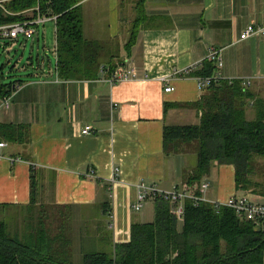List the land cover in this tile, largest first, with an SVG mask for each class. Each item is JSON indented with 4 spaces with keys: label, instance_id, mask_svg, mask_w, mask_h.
I'll return each instance as SVG.
<instances>
[{
    "label": "crops",
    "instance_id": "obj_1",
    "mask_svg": "<svg viewBox=\"0 0 264 264\" xmlns=\"http://www.w3.org/2000/svg\"><path fill=\"white\" fill-rule=\"evenodd\" d=\"M146 11L154 18L153 27L139 33L129 52L130 28L122 35L117 16L103 41L84 30L87 41L104 47L107 67L110 62L118 67L134 64L137 80L112 84L104 74L90 81L63 80L56 55L54 64L47 57L22 81L9 109L0 110V130H28L27 142H7L0 158V206H7L14 217L34 207V174L36 208L71 212L82 239L84 221L97 223V238H102L101 220L108 221L110 254L130 241L133 224L154 220L157 199L150 198L141 212L133 209L140 184L171 192L182 187L184 170L197 166L195 154L165 155L163 131L200 123L188 105L203 95L196 74L209 49L221 51L223 60L214 75L221 73L223 81L249 80L251 90L264 95V37L240 40L249 26L264 28V0H148ZM36 35L37 42L43 38L45 43V33ZM190 67L195 68L189 77L174 75ZM167 87L174 91L166 93ZM166 105L182 107L166 111ZM249 113L253 119L254 112ZM87 127L92 136L83 135ZM204 182L210 186L203 196L207 202L225 203L238 194L233 166L214 168Z\"/></svg>",
    "mask_w": 264,
    "mask_h": 264
},
{
    "label": "trees",
    "instance_id": "obj_2",
    "mask_svg": "<svg viewBox=\"0 0 264 264\" xmlns=\"http://www.w3.org/2000/svg\"><path fill=\"white\" fill-rule=\"evenodd\" d=\"M84 1L14 0L5 5L10 15L0 8V25L36 18L34 9L39 5L42 15L58 17L59 77L67 81H90L104 74L111 78L118 65L110 62L107 67L102 61L104 47L84 37ZM147 2H135V17L125 45L128 52L139 33L153 27L154 18L147 14ZM215 70V65L206 61L196 75L212 77ZM2 78L0 73V98L11 96L23 83L4 84ZM180 107L166 105L165 110ZM188 107L198 113V125L166 126L163 131L166 156L197 155V166L183 172L182 187L201 196L199 189L211 171L229 165L235 168L236 196H247L256 202L258 198L264 199V95L245 89L239 81L232 84L221 81L204 89L200 100ZM249 111L254 112L253 119L248 118ZM0 136L6 142L24 144L28 130L24 126H5ZM35 201L33 174L31 204L34 207L14 217L6 214L7 206H0V264H264V231L242 221L234 210L210 202L186 201L184 216L179 218L163 200L156 201L152 222L132 225L128 243L116 245L112 254L83 253L79 261L64 229L52 235L42 216L37 227L28 226L31 215L38 212ZM46 210L39 209L41 213ZM70 216L73 218V214Z\"/></svg>",
    "mask_w": 264,
    "mask_h": 264
},
{
    "label": "rangeland",
    "instance_id": "obj_3",
    "mask_svg": "<svg viewBox=\"0 0 264 264\" xmlns=\"http://www.w3.org/2000/svg\"><path fill=\"white\" fill-rule=\"evenodd\" d=\"M135 0H85L82 3V12L84 17V30L88 34V37L98 38L100 41L106 39L111 25L115 22L116 16L121 20L119 30L123 33H127L130 28V19L135 17L133 5ZM130 18V19H129ZM41 35L46 34L45 43L41 38L40 43L37 42V35L30 38L20 36L16 42L0 41V73H2V82L9 84L13 82L26 81L31 78L37 67L47 61V57H50L54 62L56 57V25L54 22H48L45 26L39 27ZM46 46V50L44 47ZM47 51V52H45ZM250 113L248 115L249 118ZM195 162L197 161V155H193ZM38 210L33 213L28 221L29 227H37L41 216L44 217V223L46 229L51 232L52 235L60 234L61 229L65 230V234L69 237L73 243L75 258L81 261L83 253H106L110 254V232L109 223L106 220H101L100 225L102 228L100 236L97 238L94 234L93 226L97 223L91 221H84L85 226V238L78 237V229L73 220L72 213L65 210H59L58 208L44 211ZM6 214L12 215L13 212H7ZM44 214V215H43ZM63 214H65L63 216ZM46 215V216H45ZM70 220L66 221L68 217ZM65 219L63 220V218ZM66 221V222H65ZM15 224V223H14ZM14 226H17L16 224ZM24 231V229H22ZM79 238V240H78ZM82 239V241H81ZM80 242V247H79ZM80 248V252H79Z\"/></svg>",
    "mask_w": 264,
    "mask_h": 264
},
{
    "label": "built area",
    "instance_id": "obj_4",
    "mask_svg": "<svg viewBox=\"0 0 264 264\" xmlns=\"http://www.w3.org/2000/svg\"><path fill=\"white\" fill-rule=\"evenodd\" d=\"M12 1L14 0H0V8L6 11L5 5ZM34 12H36L37 15L36 18L32 20L7 25H0V41L16 42L19 40L20 36H23L25 38L34 37L39 31V27L45 26L48 22H54L55 24L57 23L58 17H47L42 15L39 5L34 9ZM6 13L10 15V13H8L7 11ZM259 35L264 37V28H257L251 25L243 32L240 37V40L246 41ZM206 61L213 63L216 67V70L219 72L223 68L221 51L217 50L216 48L209 49V54L207 56ZM194 68L195 67H190L183 70H177L174 75L180 77H189L192 74ZM219 72H217V74L213 75L212 77L198 78V86L200 90L203 91L204 89L212 86L213 84L223 81L222 75ZM138 78L139 76L136 66L134 64H130L129 66L123 65L118 67L114 75L109 78V81L112 84H118L124 81L137 80ZM237 81L241 82L242 86L245 89H251L252 87V82L249 80H229L228 82L232 84ZM18 87L16 88V90L18 89ZM173 91L174 89L172 87H167L165 90L166 93H171ZM12 96L13 94L6 98H0V110H7L10 108ZM83 135L92 136L93 130L90 127H87L83 130ZM7 147V142L0 139V158L2 157L3 152ZM92 175L94 174L92 173ZM115 181H117V177ZM209 187L210 186L208 183L203 182L199 189L201 196H197L194 194V192L185 187L175 188L171 192H164L158 190L154 186L148 185L146 183H141L139 186L140 193L138 196V200L134 204L133 209L136 212H141L144 208L145 203L150 198H154L157 200H163L165 202H168L172 207V212L174 213V215L179 218H182L185 213L186 201H191L195 204L207 202L203 196L208 191ZM212 204L218 207L224 206L234 210L237 216L242 221L253 224L255 229L258 231H264V203L256 202L247 196H233L225 203L217 202Z\"/></svg>",
    "mask_w": 264,
    "mask_h": 264
}]
</instances>
